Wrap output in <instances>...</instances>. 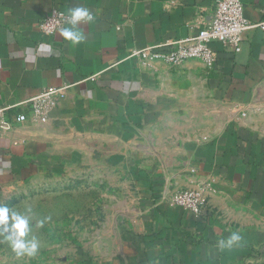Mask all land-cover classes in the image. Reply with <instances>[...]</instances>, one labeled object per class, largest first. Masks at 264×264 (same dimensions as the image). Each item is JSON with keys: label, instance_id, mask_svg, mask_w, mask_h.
<instances>
[{"label": "crops", "instance_id": "obj_1", "mask_svg": "<svg viewBox=\"0 0 264 264\" xmlns=\"http://www.w3.org/2000/svg\"><path fill=\"white\" fill-rule=\"evenodd\" d=\"M215 1L0 0V108L64 88L46 123L0 135V196L71 172L122 181L118 248L100 264H264V33L245 32L238 52L213 43L211 70L130 57L195 35ZM241 2L264 21V0ZM78 6L95 17L81 43L40 33ZM196 184L200 216L164 201ZM233 232L241 241L220 247Z\"/></svg>", "mask_w": 264, "mask_h": 264}, {"label": "rangeland", "instance_id": "obj_2", "mask_svg": "<svg viewBox=\"0 0 264 264\" xmlns=\"http://www.w3.org/2000/svg\"><path fill=\"white\" fill-rule=\"evenodd\" d=\"M79 175L28 182L0 196V205L29 217V238L40 243L36 257L18 259L0 237V264H100L116 252L124 183Z\"/></svg>", "mask_w": 264, "mask_h": 264}, {"label": "built area", "instance_id": "obj_3", "mask_svg": "<svg viewBox=\"0 0 264 264\" xmlns=\"http://www.w3.org/2000/svg\"><path fill=\"white\" fill-rule=\"evenodd\" d=\"M68 24V15L52 10L38 25L40 33L51 36ZM197 32L191 37L170 40L149 45L132 52L130 57H136L144 67H150L159 62L169 66H180L187 61H198L206 69L211 70L217 60L216 52L211 48L213 43L238 52L245 32L259 29L264 33V21L251 24L243 16L241 0H216L212 10H202L195 21ZM64 88H48L27 102L0 108V135L10 132L14 123H22L31 119L38 123H46L49 113L54 109L57 100L64 97ZM22 107L26 112L13 114L9 111ZM201 185L174 192L164 201L172 207L192 214L201 215L206 204V196Z\"/></svg>", "mask_w": 264, "mask_h": 264}, {"label": "clouds", "instance_id": "obj_4", "mask_svg": "<svg viewBox=\"0 0 264 264\" xmlns=\"http://www.w3.org/2000/svg\"><path fill=\"white\" fill-rule=\"evenodd\" d=\"M94 19V15L86 7L71 8L68 14L69 26L62 28L59 35L71 45H77L85 39L83 29L78 25H87ZM48 220L50 217H45L38 221V225L43 227ZM31 231L32 224L28 216L13 211L8 206L0 205V237L8 243L16 258L37 256L40 243L34 236L29 238ZM241 239L242 237L238 232H233L227 241H220L219 246L231 248L234 244H238Z\"/></svg>", "mask_w": 264, "mask_h": 264}]
</instances>
